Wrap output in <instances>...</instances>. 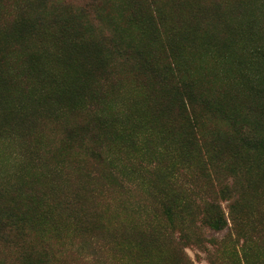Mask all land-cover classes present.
Listing matches in <instances>:
<instances>
[{
	"label": "trees",
	"instance_id": "1",
	"mask_svg": "<svg viewBox=\"0 0 264 264\" xmlns=\"http://www.w3.org/2000/svg\"><path fill=\"white\" fill-rule=\"evenodd\" d=\"M197 223L264 264V0H0V264H188Z\"/></svg>",
	"mask_w": 264,
	"mask_h": 264
},
{
	"label": "rangeland",
	"instance_id": "2",
	"mask_svg": "<svg viewBox=\"0 0 264 264\" xmlns=\"http://www.w3.org/2000/svg\"><path fill=\"white\" fill-rule=\"evenodd\" d=\"M226 203H222V207H225ZM227 212L225 211V214ZM120 219H123L127 222L128 217L124 215H119ZM125 222V223H126ZM196 234L199 239V244H189V245H181L180 249L183 251V255L187 258L188 264H229L228 261H223L221 258V254L216 250H219L221 246V242L227 240L230 237V231L227 229L221 232H214L206 227L197 223V227L195 229ZM175 239L178 241V234L174 235ZM213 241L218 242L219 244L213 245ZM240 243L241 240H240ZM238 252L240 250L238 248ZM241 264H244L242 261V256L240 255Z\"/></svg>",
	"mask_w": 264,
	"mask_h": 264
}]
</instances>
